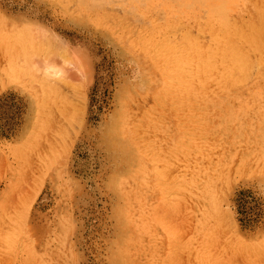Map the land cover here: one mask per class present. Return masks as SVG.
I'll use <instances>...</instances> for the list:
<instances>
[{
	"label": "rangeland",
	"instance_id": "rangeland-1",
	"mask_svg": "<svg viewBox=\"0 0 264 264\" xmlns=\"http://www.w3.org/2000/svg\"><path fill=\"white\" fill-rule=\"evenodd\" d=\"M108 1L0 0V264H264V0Z\"/></svg>",
	"mask_w": 264,
	"mask_h": 264
},
{
	"label": "bare ground",
	"instance_id": "bare-ground-1",
	"mask_svg": "<svg viewBox=\"0 0 264 264\" xmlns=\"http://www.w3.org/2000/svg\"><path fill=\"white\" fill-rule=\"evenodd\" d=\"M101 2L102 1H104V0H100ZM108 1V0H107ZM130 1H132V0H130ZM134 1V0H133ZM205 1H208V0H176V3H178L177 5H179V6H182V7H189V6H193V5H198V6H201L202 4H203V2H205ZM209 1H211V0H209ZM229 1H231V0H226V3L227 2H229ZM249 1L250 0H242L241 1V3H240V5H237V8L235 9V10H233L232 12H233V14H237V16L238 17H240L241 15H242V13L243 12H247L248 11V8L246 9V11L244 10V8H245V4H249ZM252 1V0H251ZM98 2V1H97ZM97 2H95V4L97 3ZM109 2V1H108ZM213 2L214 3H217V6H216V8H214V7H212V6H208V5H205V7H207V16H206V19H204V20H206L205 21V23H202L199 19H200V14H197V12H194V13H187L185 10H180V12L181 13H184L185 15L186 14H189L190 16H191V18H193V19H196L195 21L197 22L198 20H199V22H198V24H199V27L200 28H202V29H205L206 27H205V25H201V24H212V20L213 19H216L215 17H219V18H217V19H219L218 21H217V23L216 24H218V25H212V28H215L217 31H219V32H221V37L222 38H226L227 37V32L226 31H228L226 28H225V26L223 27V26H221L222 24H227L228 22H229V19H230V17H229V14L226 12V10L223 8V6L222 5H225V4H222L221 3V0H213ZM253 2V1H252ZM94 3V2H93ZM100 3V2H99ZM130 3V2H129ZM133 3V2H132ZM131 3V4H132ZM98 4V3H97ZM101 4V3H100ZM137 4V3H136ZM170 2L168 1V2H164V3H162V6L160 5L158 8H157V10H160L162 7L165 9V8H170ZM91 5H92V3H91ZM99 6V5H98ZM132 6V5H131ZM138 4L137 5H134L133 6V9H138ZM230 6H234V1H231V3H230ZM129 7L130 6H128V9H129ZM172 7H173V5H172ZM131 8V7H130ZM201 8V7H200ZM132 9V10H133ZM155 9V8H154ZM130 10V9H129ZM128 11V10H127ZM131 12V11H130ZM133 13V12H132ZM206 14V13H205ZM204 15V14H203ZM218 15V16H217ZM232 15V14H231ZM135 16V15H134ZM205 16V15H204ZM137 17V16H136ZM202 18V17H201ZM127 20V19H126ZM125 20V21H126ZM130 21V20H129ZM133 21V20H132ZM202 21H203V19H202ZM128 22V21H127ZM173 23H175L176 24V22L173 20L172 21ZM231 22V21H230ZM245 22V24H254V20L253 19H250V20H245L244 21ZM126 23V22H125ZM243 23V22H242ZM260 23V22H259ZM219 24H221V25H219ZM232 24V23H231ZM191 26H193V25H191ZM258 26V25H257ZM232 27V26H231ZM178 29H181L182 30V32H181V34H180V40H182L181 41V44L182 45H185V48H184V55H186L188 58H192V56L191 55H198L197 56V58H198V60H200V61H202V62H208V61H210V60H215V61H217L218 60V57H217V53L216 52H218V48L216 47V46H218L219 45V41H214V45L215 46H211L208 50L207 49H205V51L203 52V51H201V49L202 48H198V47H195V46H198L197 44V42H196V40L191 36V35H189L188 33H187V30L186 29H188V26H187V24L186 23H184V21L181 23V24H179L178 25V27H177ZM236 28V27H235ZM240 28V27H239ZM246 28V27H245ZM209 29V28H208ZM229 29V28H228ZM191 32V31H190ZM232 32V31H231ZM230 35H232L233 37H235V38H240V39H244L245 40V42L246 43H248V44H250V45H256V44H258L259 45V43H258V41L255 39V33H254V31H253V34H252V36H249L247 33H241V32H239V31H236V32H233V33H230ZM261 35H262V33H261ZM258 39V38H257ZM189 43H191V45H189L188 46V44ZM240 43V42H239ZM223 44V43H222ZM241 44V43H240ZM167 45V44H166ZM178 45V44H177ZM176 45V46H177ZM231 45V47L230 48H224V49H222L220 52H222V53H224V55H222L223 57L221 58V60H228V62H230V60H231V62H232V66L231 67H226L225 68V73H224V75L226 76V77H230V78H232L233 80L234 79H237V75H236V71L239 69V67H241L242 69H244V68H246V65H245V63H246V61L244 60V58L243 57H241V56H238L237 58L232 54V51L233 50H235L236 48H235V46L233 45V44H230ZM168 46H169V44H168ZM207 47H209V46H207ZM178 48V50L180 51L181 49H179L180 47H177ZM182 51V53H183V49L181 50ZM177 52V50L175 49V53ZM234 52V51H233ZM261 55H263V53L261 54ZM178 56H179V54H178ZM183 56V55H182ZM182 56H180V57H182ZM221 56V55H220ZM179 57V58H180ZM187 57H185V60H186V58ZM194 57V56H193ZM187 58V59H188ZM196 58V57H195ZM259 58V57H258ZM181 59H183V57L181 58ZM180 60V59H179ZM184 60V61H185ZM195 60V59H194ZM220 60V61H221ZM182 61V60H181ZM255 61V60H254ZM262 62V61H261ZM180 63H178V65H179ZM184 65H186L185 63H183ZM203 64V67L205 66V65H209V64H205V63H202ZM254 64V63H253ZM259 64V63H258ZM257 64V65H258ZM199 65V64H198ZM248 65V64H247ZM251 65V64H250ZM256 65V66H257ZM261 65V64H260ZM264 65V64H263ZM179 66H181V65H179ZM211 66V65H210ZM255 66V67H256ZM182 67H184V66H182ZM187 67V66H186ZM205 67H207V66H205ZM204 67V68H205ZM188 68V67H187ZM192 68H194V67H192ZM201 67H199V69H200ZM208 68H209V66H208ZM263 68V67H262ZM262 68H261V70H262ZM179 69H181V68H179ZM195 69V68H194ZM199 69H197L198 70V72H199ZM183 70H184V68H183ZM209 70V69H208ZM210 71V70H209ZM258 71H260V70H258ZM201 72V71H200ZM205 72V71H204ZM251 72V71H250ZM254 72H255V70H254ZM257 72V71H256ZM184 73V72H183ZM222 73V72H221ZM263 73V72H262ZM261 73V74H262ZM251 74H252V72H251ZM255 75H256V73H255ZM264 75V74H263ZM263 75H262V77H263ZM195 76V75H194ZM208 76V75H207ZM216 75H214L213 77H215ZM218 76H220V75H218ZM254 76V75H253ZM260 76V75H259ZM186 77V76H185ZM210 77V76H209ZM211 78H212V76H211ZM220 78V77H219ZM241 78V77H240ZM256 78V77H255ZM181 79V78H180ZM185 79H187V78H185ZM204 79V78H203ZM202 79V80H203ZM218 79V78H217ZM258 79V78H257ZM182 80V79H181ZM200 80V79H199ZM202 80H200L202 83H203V81ZM216 80V79H215ZM255 80V79H254ZM262 80V79H261ZM188 81V80H187ZM193 81V80H192ZM199 81V82H200ZM217 81V80H216ZM253 81V80H252ZM251 81V82H252ZM185 82V81H184ZM190 82V81H189ZM205 82V81H204ZM222 82H223V80H222ZM254 82V81H253ZM263 82V81H262ZM183 83V82H182ZM255 83V82H254ZM234 84V83H233ZM232 84V85H233ZM239 84V83H238ZM195 85V84H194ZM202 85V84H201ZM246 85V84H245ZM253 85V84H252ZM188 86V85H187ZM222 86V85H221ZM257 86V85H256ZM183 87V86H182ZM249 87V86H248ZM185 88H186V86H185ZM231 88H232V86H231ZM193 89V88H192ZM238 89V88H237ZM252 89V88H251ZM184 90V89H183ZM191 90V89H190ZM234 90V89H233ZM239 90V89H238ZM261 90H262V88H261ZM231 91V90H230ZM232 92V91H231ZM233 93H234V91H233ZM257 93V92H256ZM260 94H261V92H260ZM204 98V97H203ZM256 98H257V96H256ZM210 99H211V97H210ZM213 99V98H212ZM260 99V98H259ZM258 99V100H259ZM208 100V99H207ZM262 100V99H261ZM210 103V102H209Z\"/></svg>",
	"mask_w": 264,
	"mask_h": 264
}]
</instances>
